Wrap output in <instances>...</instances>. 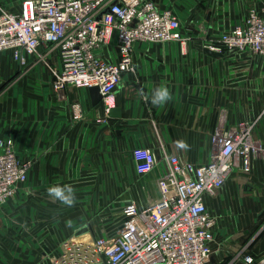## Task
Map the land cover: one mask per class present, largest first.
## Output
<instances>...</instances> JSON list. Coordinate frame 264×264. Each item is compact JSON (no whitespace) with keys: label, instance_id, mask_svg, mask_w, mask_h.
Wrapping results in <instances>:
<instances>
[{"label":"crops","instance_id":"1","mask_svg":"<svg viewBox=\"0 0 264 264\" xmlns=\"http://www.w3.org/2000/svg\"><path fill=\"white\" fill-rule=\"evenodd\" d=\"M10 1L0 3L6 8L19 6ZM154 1L160 8L174 10L189 39L185 45L179 40L134 44V70L124 73L116 90L120 117L102 119L101 103H93L87 88L69 84L55 89L54 76L35 56L24 67L22 80L24 85L27 80L38 87L0 102V136L11 137L20 159L31 162L28 180L16 194L22 198L0 204L2 261L14 258L15 240L21 232L29 248L35 242L39 251L40 241H45L53 254L67 237L97 235L90 224L95 223V211L103 214L110 206L112 189L134 188L138 191L135 200L145 205L159 195L157 178L167 166L164 155L207 161L210 136L223 111L229 123L259 115L264 104L263 58L250 52L211 53L209 49L211 44L218 45L215 25L223 22L230 28L240 23L252 5L259 6L264 0ZM0 58L1 74L17 69L9 52ZM161 86L169 89L172 99L154 106L152 92ZM32 90L38 92L32 96ZM76 101L83 106L79 119L71 106ZM11 102L21 104V110L13 111ZM254 135L264 139V113ZM178 140L186 141L190 149L177 148ZM137 145L151 147L160 160L150 173L140 175L135 170L132 149ZM128 173L134 178H128ZM65 184L75 190L73 207L63 206L47 193L50 186ZM208 200L216 217L212 261L248 264L245 255L263 256L264 157H253L248 171L236 166ZM69 221L74 226L69 227ZM79 223L89 224L81 235Z\"/></svg>","mask_w":264,"mask_h":264},{"label":"built area","instance_id":"2","mask_svg":"<svg viewBox=\"0 0 264 264\" xmlns=\"http://www.w3.org/2000/svg\"><path fill=\"white\" fill-rule=\"evenodd\" d=\"M189 39L179 17L154 0H21L17 8L0 3V55L11 53L20 68L35 56L50 67L53 86H98L102 119L116 106V90L125 72L134 70V44ZM214 50L250 52L264 58V3L252 5L244 19L221 32ZM54 60H53V59ZM53 60V63L52 61ZM2 61L0 58V73ZM75 118L81 102L72 103ZM254 119L229 123L225 111L210 136L211 155L194 162L166 154L157 178L159 195L139 206L122 208L116 233L104 237L70 236L52 255L53 264H215L216 217L209 197L225 184L236 166L249 170L253 157H264V139ZM101 119V120H102ZM138 174L150 173L160 160L145 145L132 149ZM31 162L17 154L11 137L0 136V204L16 197L28 180ZM248 264H264V255H245Z\"/></svg>","mask_w":264,"mask_h":264},{"label":"rangeland","instance_id":"3","mask_svg":"<svg viewBox=\"0 0 264 264\" xmlns=\"http://www.w3.org/2000/svg\"><path fill=\"white\" fill-rule=\"evenodd\" d=\"M21 0H12L10 1L8 4H17L18 2L20 3ZM263 0H259L258 2H262ZM257 2V1H256ZM228 25L219 23L217 25H215V27H213L214 30V38L217 40L219 39V36L221 34L222 31L228 29L227 28ZM198 33V32H196ZM11 54V53H10ZM53 59V58H52ZM54 60V59H53ZM53 60L52 63H53ZM261 61V60H260ZM264 61V58H263ZM14 62H16L15 64H17V61L14 60ZM43 62V61H42ZM43 65L46 66V70H49L51 73V69L49 66H47L44 62ZM12 68H10V70L8 71V74L3 75L0 73V102H2L3 100H8L9 98H11V101L14 99L15 96H18L19 93H21V91H23L24 89H35V87H38V84H35V82L32 81H25V85L23 84V80H22V76H23V72L26 69L24 68H20V66H18L17 64V69L16 70H11ZM53 75V73H52ZM23 86H25V88H23ZM37 89V88H36ZM38 92V90H32L31 94L32 96L35 95ZM9 103V102H6ZM3 102L2 105L6 104ZM10 104V103H9ZM13 105L12 110H16V111H20L21 110V104L18 103H14L11 102V107ZM5 106V105H4ZM16 106V108H15ZM264 110V104L261 107V110L259 112L262 113ZM133 173L129 174L128 173V178H134L133 177ZM134 188H127L126 190H113L111 191V204L110 206L105 209L104 213L102 214V211H95L94 212V224H90L91 226L94 227L95 230V234L99 235V236H110L114 233L117 232L122 220H123V214H122V208L123 205L125 204L126 201H130L129 198H131V200L135 201L137 203V200H135V196L134 194H137V192L134 191ZM126 191V192H125ZM21 199L22 195L20 197H16ZM139 205V204H138ZM144 205V204H143ZM143 205H139V206H143ZM89 224L88 223H79V232L78 234L81 235L83 233V231H81L82 229H84L85 227H87ZM71 226H74L73 224ZM84 231H87L84 230ZM73 235H77V233L73 234ZM91 233H89L87 236L90 237ZM86 236V237H87ZM80 238H84V237H80ZM41 242V247H39V251L36 248V244L34 242V247L33 248H29V243L28 240L26 238L25 235H23V233L21 232L20 235H18V237L15 240V244L17 246V248H15L14 253L15 256L14 258H9L7 259H2L0 258V264L3 263H7L8 264H53L51 261L52 255H53V251L51 249V246L45 242V241H40ZM29 248V249H28ZM40 253V252H42Z\"/></svg>","mask_w":264,"mask_h":264},{"label":"clouds","instance_id":"4","mask_svg":"<svg viewBox=\"0 0 264 264\" xmlns=\"http://www.w3.org/2000/svg\"><path fill=\"white\" fill-rule=\"evenodd\" d=\"M140 95L144 96L143 91L140 92ZM144 98L147 100V96H144ZM171 99L172 97L169 89L165 86H161L153 90L151 103L154 106H160L167 103ZM175 143L177 148L179 149H182L184 151H188L190 149V146L184 140H178ZM47 193L54 200L59 201L63 206L73 207L76 203L75 190L70 184H65L63 186H50L47 189ZM67 224L69 227H71V221L67 222Z\"/></svg>","mask_w":264,"mask_h":264},{"label":"water","instance_id":"5","mask_svg":"<svg viewBox=\"0 0 264 264\" xmlns=\"http://www.w3.org/2000/svg\"><path fill=\"white\" fill-rule=\"evenodd\" d=\"M209 52L211 53H218V51H215V50H212V49H209ZM221 54V53H219ZM89 91H90V95L92 97V101L94 104H97L100 102L101 100V93L99 91V87L98 86H92L89 88ZM110 115L113 116V117H120L121 116V108L120 106H115L111 109L110 111Z\"/></svg>","mask_w":264,"mask_h":264}]
</instances>
